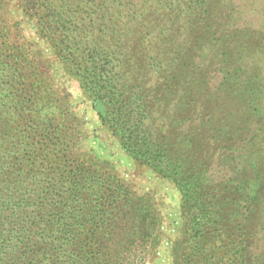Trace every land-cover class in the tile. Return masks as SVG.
I'll return each instance as SVG.
<instances>
[{
	"label": "trees",
	"instance_id": "trees-1",
	"mask_svg": "<svg viewBox=\"0 0 264 264\" xmlns=\"http://www.w3.org/2000/svg\"><path fill=\"white\" fill-rule=\"evenodd\" d=\"M260 4L18 0L121 151L178 191L173 264H264ZM6 16L0 0V264L143 263L154 199L74 152L79 115Z\"/></svg>",
	"mask_w": 264,
	"mask_h": 264
},
{
	"label": "rangeland",
	"instance_id": "rangeland-1",
	"mask_svg": "<svg viewBox=\"0 0 264 264\" xmlns=\"http://www.w3.org/2000/svg\"><path fill=\"white\" fill-rule=\"evenodd\" d=\"M254 1V2H252ZM9 18H6L15 28L14 38L26 44L33 57L41 62L47 73L52 77L56 88L69 96L75 112L79 115L77 132L79 145L75 153L82 155L89 153L102 161L110 162L122 180L139 194L154 199L156 209L160 215L159 241L157 246L149 248V254L140 264H173V248L180 237V196L168 182L158 178L151 171L134 163L120 149L117 141L101 125L91 104L83 97L77 84L64 75L48 44L37 34L35 25L21 12L18 0H7ZM243 17L256 20L260 7V0H241ZM256 5V10L253 6ZM251 6V7H250ZM259 18V16H258ZM244 20V19H243Z\"/></svg>",
	"mask_w": 264,
	"mask_h": 264
}]
</instances>
